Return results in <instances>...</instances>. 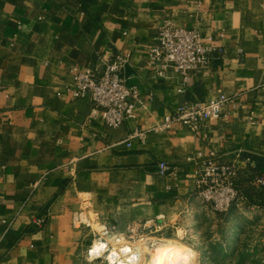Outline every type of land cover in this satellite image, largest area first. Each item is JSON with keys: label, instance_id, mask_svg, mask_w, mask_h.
Wrapping results in <instances>:
<instances>
[{"label": "crops", "instance_id": "0c3cea01", "mask_svg": "<svg viewBox=\"0 0 264 264\" xmlns=\"http://www.w3.org/2000/svg\"><path fill=\"white\" fill-rule=\"evenodd\" d=\"M164 19L221 55L185 82L172 67L155 76L146 55ZM115 52L140 102L111 127L68 87L74 67ZM218 92L230 102L196 131L153 129ZM238 149L258 153L263 171L264 0H0V264H70L92 214L98 230L156 220L171 234L196 195L188 159ZM158 160L175 174H158Z\"/></svg>", "mask_w": 264, "mask_h": 264}, {"label": "built area", "instance_id": "2783aa9c", "mask_svg": "<svg viewBox=\"0 0 264 264\" xmlns=\"http://www.w3.org/2000/svg\"><path fill=\"white\" fill-rule=\"evenodd\" d=\"M204 40L194 27L176 25L171 19H164L152 38L146 66L157 77H163L167 68L172 67L185 82L221 55L220 47L207 44ZM125 64L126 56L115 52L108 57L101 56L92 67H74L71 70L72 81L68 90L73 97L89 96L88 119H99L108 126L117 127L126 118L135 116L140 92L124 75ZM230 100V97L218 92L208 100L190 101L165 114L153 129L166 130L178 122L190 131H196L203 121L218 118ZM134 136L142 139L144 133L134 130L130 137ZM256 158L258 153L245 149L228 153L209 151L205 156H191L188 160L195 165L193 182L196 195L217 212H225L231 205L244 203L246 197L242 192L241 177H245L247 185L256 190L264 186V169L253 170ZM156 171L160 175L175 174V169L164 160L156 161ZM47 217V212L40 213L30 223L40 228ZM105 234L106 231L102 233ZM103 242L106 252L110 244L105 240Z\"/></svg>", "mask_w": 264, "mask_h": 264}, {"label": "rangeland", "instance_id": "374dc122", "mask_svg": "<svg viewBox=\"0 0 264 264\" xmlns=\"http://www.w3.org/2000/svg\"><path fill=\"white\" fill-rule=\"evenodd\" d=\"M195 198L189 212L168 235L163 233V225L156 220L131 223L124 229L103 225L104 230H98L95 225L98 220L92 214L84 221L88 225L81 232L70 264H117V261L109 263L106 255L112 252L111 255L125 259L129 254L121 250L124 242L138 254L137 260L129 264H141L150 257V245L144 248L138 245L154 238H170L188 245L193 250V257L185 264H264V208L258 204L259 199L217 212L198 195ZM104 240L110 244L108 250L92 254L90 250L94 243L104 244Z\"/></svg>", "mask_w": 264, "mask_h": 264}, {"label": "bare ground", "instance_id": "6f19581e", "mask_svg": "<svg viewBox=\"0 0 264 264\" xmlns=\"http://www.w3.org/2000/svg\"><path fill=\"white\" fill-rule=\"evenodd\" d=\"M154 239H149L147 243L143 242V245L142 243L138 245L143 246V248L145 245H150V257L146 261H143L141 264H185L191 257H193V250L185 243L170 238L159 240ZM104 246L105 245L102 243L95 242L94 245L91 247L90 252L92 254H98L104 249ZM121 250L129 254L128 256H125V259H121L119 256H117V254L113 256L111 255V252V254L108 253L106 255L107 261H109V263L117 261V264H129L132 262L134 263V261L137 260L138 254H136L137 252L134 251L135 249H131V246L129 244H126L124 242L121 245Z\"/></svg>", "mask_w": 264, "mask_h": 264}, {"label": "trees", "instance_id": "16d2710c", "mask_svg": "<svg viewBox=\"0 0 264 264\" xmlns=\"http://www.w3.org/2000/svg\"><path fill=\"white\" fill-rule=\"evenodd\" d=\"M256 161H257V164L253 168L254 171H258L259 170L258 165L260 163H262V161L259 158H256ZM245 180H246L245 177L240 178V184L242 185V192L244 193V195L246 197V201L244 203H246V202L254 203L255 199H259L258 204L263 205V203H264V186L262 187V189L256 190L252 187H249V185H247ZM232 206L233 205H231L230 207H232Z\"/></svg>", "mask_w": 264, "mask_h": 264}, {"label": "water", "instance_id": "95a60500", "mask_svg": "<svg viewBox=\"0 0 264 264\" xmlns=\"http://www.w3.org/2000/svg\"><path fill=\"white\" fill-rule=\"evenodd\" d=\"M264 169V168H263Z\"/></svg>", "mask_w": 264, "mask_h": 264}]
</instances>
